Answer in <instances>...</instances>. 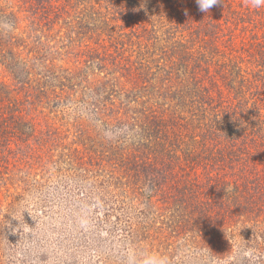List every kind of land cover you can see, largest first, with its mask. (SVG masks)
Instances as JSON below:
<instances>
[{
	"label": "trees",
	"instance_id": "obj_1",
	"mask_svg": "<svg viewBox=\"0 0 264 264\" xmlns=\"http://www.w3.org/2000/svg\"><path fill=\"white\" fill-rule=\"evenodd\" d=\"M8 1L0 264L10 262L14 214L54 174L97 187L103 227L116 211L108 200L138 215L122 229L125 264L146 253L231 264L236 238L248 264H264V6L222 0L205 14L195 0Z\"/></svg>",
	"mask_w": 264,
	"mask_h": 264
},
{
	"label": "rangeland",
	"instance_id": "obj_2",
	"mask_svg": "<svg viewBox=\"0 0 264 264\" xmlns=\"http://www.w3.org/2000/svg\"><path fill=\"white\" fill-rule=\"evenodd\" d=\"M8 5L13 7L11 0ZM0 79L11 82L2 68ZM50 186L44 195L33 192L31 199L14 214L16 226L7 229L9 242L6 249L3 247L5 260L9 264H125L124 254L128 250L122 238L126 231L122 229L126 230L124 227L138 215L124 207L119 209L123 199L105 202L109 211L112 207L116 211L110 224L103 227L98 224L102 214L96 213L103 203L97 187L72 174L64 181L54 174ZM234 242L236 250L225 260L231 264L250 263L247 245L242 244L241 238Z\"/></svg>",
	"mask_w": 264,
	"mask_h": 264
},
{
	"label": "clouds",
	"instance_id": "obj_3",
	"mask_svg": "<svg viewBox=\"0 0 264 264\" xmlns=\"http://www.w3.org/2000/svg\"><path fill=\"white\" fill-rule=\"evenodd\" d=\"M221 2L222 0H195L198 10L205 14L209 13L214 6H219ZM249 4L253 7L260 8L264 6V0H249ZM133 264H135L134 261ZM142 264H170V262L166 256L146 253L143 257ZM205 264H211V260L205 261Z\"/></svg>",
	"mask_w": 264,
	"mask_h": 264
}]
</instances>
